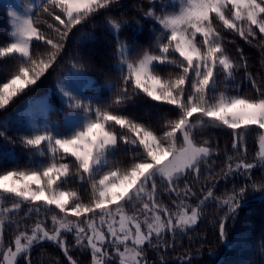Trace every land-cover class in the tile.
Wrapping results in <instances>:
<instances>
[{
	"label": "snow or ice",
	"instance_id": "snow-or-ice-1",
	"mask_svg": "<svg viewBox=\"0 0 264 264\" xmlns=\"http://www.w3.org/2000/svg\"><path fill=\"white\" fill-rule=\"evenodd\" d=\"M115 3L118 0H30L9 9V39L0 44V58H14L17 67L0 81V110L54 67L73 28ZM41 15L48 19L38 21ZM144 15L159 35L154 31V45L135 55L129 45L119 43L116 67L121 80L111 102L101 104L98 97L85 96L87 77L79 70L57 82L67 106L63 128L47 120L46 101L35 102L45 114L43 123H32L27 134L16 139L42 159L30 160L23 170L0 171V242L5 219L22 211V205L37 217L41 209L58 212L51 216V229L39 219L23 229L16 221L18 234L0 249V264H31L30 250L43 241L55 242L70 264H76L64 233H75L76 245L91 250L92 264H148L145 246L167 248L168 234L174 238L195 225L209 199L227 207L219 224L223 237L225 221L236 214L247 187H257L253 183L216 197L212 188L205 192V186L200 203L192 206L188 200L196 193L187 183L181 189L176 181L190 172L199 178L201 161L212 148L207 140L198 144L195 133L207 125L230 129L232 148L242 157L228 163L222 175L238 172L251 180L257 164L247 161L244 133L249 130L259 134L257 163L264 166V89L257 88L253 97L229 95L235 90L228 88L216 94L219 76L231 82L235 71L247 68L242 52V64L226 53L221 33L264 42V0H169L151 5ZM107 23L117 33L126 26L112 18ZM169 67L173 71L165 72ZM141 94L173 106L175 118L153 127L128 114L126 106ZM3 128L0 125V137L11 140ZM121 147L133 153L124 166L113 159ZM77 179L91 188L87 202L77 191L64 188ZM158 180L175 194L174 208L157 199ZM129 208L134 210L131 215Z\"/></svg>",
	"mask_w": 264,
	"mask_h": 264
},
{
	"label": "trees",
	"instance_id": "trees-1",
	"mask_svg": "<svg viewBox=\"0 0 264 264\" xmlns=\"http://www.w3.org/2000/svg\"><path fill=\"white\" fill-rule=\"evenodd\" d=\"M30 0H23L28 4ZM168 0H118L111 6L110 10H101L99 13L88 18L84 23L77 25L69 33L64 42V50L58 58L57 63L49 70L45 76L41 77L35 85L26 89L20 98L22 100L31 95L44 96L51 92L56 78L66 69H73V64L77 69L82 70L92 78L96 86L97 96L101 104L111 102L113 93L120 85L121 73L116 68L118 61L117 50L119 43L129 45L133 55L147 50L154 45L155 35H159L157 26L145 17L144 13L153 4L167 2ZM6 8L0 4V44L6 43L9 39L10 23ZM112 18L116 21L125 22L126 26L121 27L119 33L113 34L107 21ZM38 21L48 19L46 15L36 17ZM42 28L45 26L40 25ZM92 34L95 38H92ZM224 48L226 53L232 58L234 63L242 64L240 54L242 52L247 68L240 67L233 74L231 82H226L224 76L218 77L217 93L229 91V95L240 94L248 97L258 95L256 89H264V42L251 43L240 38L236 33H229L224 30L222 33ZM91 38V39H90ZM38 43V42H37ZM240 51H237V50ZM17 65L12 57L0 58V81H6L10 74L15 71ZM172 68H166L165 72H172ZM255 81V87L250 82L248 75ZM108 85H111L109 88ZM131 87L129 92H131ZM53 107L50 109L51 119H63L67 106L62 104L57 94L51 92L49 95ZM12 106H7L0 110V125L2 116L7 113ZM173 106L160 104L143 96L136 97L126 106L127 113L135 116L140 121L153 127H159L165 120L174 119L175 113L171 111ZM255 128V126H252ZM3 130L11 140L0 137V143L7 144L18 153L16 161H1L0 171L13 169H26L30 160H39L41 157L30 152L18 139V136L26 135V128H13ZM245 147L247 149V161L256 163L257 166L251 170V180L238 172H230L227 176L222 172L227 171V164L241 159L239 153L232 148L233 133L226 127L207 125L195 133L198 144L207 140L212 148L211 155L200 164V176L197 179L193 173H188L186 177L176 181L183 189L187 183L196 193L188 200L192 206L200 203L204 193L201 188H212L216 197H223L231 193L233 189L237 191L245 185L255 183L257 187H247L242 203L247 205L236 211V214L227 222L224 236L220 235L219 224L224 218L227 207H220L218 201L209 199L202 206V212L198 222L190 229L174 238L168 234L166 239L169 246L157 250L155 247L145 246V255L148 264H217L227 250L226 243L231 244V249L222 264H264V200H260L264 195V166H260L257 161L259 157V134L256 131H246ZM132 152H125L123 147L116 152L113 159L121 162V166L130 162ZM229 157L232 160H229ZM74 171V169H73ZM65 189L75 190L84 202H87L91 195L90 186H82L78 179L69 181L64 185ZM157 199L164 204L172 205L175 194H170L164 183L157 181ZM179 203V201H177ZM11 201L5 206H10ZM129 208L128 212L133 213ZM58 210L45 213L41 209L39 217L29 213L28 206L22 205V211L14 216L5 219L3 228V241L0 242V249H6L18 234L16 221L19 228L32 226L36 220H42L51 229V216ZM75 219V218H72ZM69 249V255L76 261V264H92L91 250L77 246L75 243V233H64ZM174 241V242H173ZM191 258L190 262L187 258ZM31 264H70L64 251L53 241H43L32 247L29 253ZM23 264V262H21ZM115 264H119L116 260Z\"/></svg>",
	"mask_w": 264,
	"mask_h": 264
},
{
	"label": "rangeland",
	"instance_id": "rangeland-1",
	"mask_svg": "<svg viewBox=\"0 0 264 264\" xmlns=\"http://www.w3.org/2000/svg\"><path fill=\"white\" fill-rule=\"evenodd\" d=\"M22 2H23V0H0V4H2L6 8L7 12L9 9L15 10L17 8V6L20 5ZM39 2H40V0H36L37 4H39ZM29 3H30V1L28 2V4ZM165 3H169V0ZM25 5H27V4H25ZM168 10L172 11L173 9L169 8ZM157 14H159V13H157ZM110 31L116 35L119 33V32L117 33L116 31H114L112 29H110ZM92 38H95L94 34H92ZM117 64H118V61L116 62V66H117ZM77 70H79V72L83 76L87 77V84L84 87V95L88 96V97H96L97 96V90H96V86L94 85L92 78L89 77L82 70L77 69V68L66 69L65 71H63L56 78L54 87L50 89L51 92L58 95V88H57L58 80H60L62 78H66L67 74H69L70 72H76ZM77 82H79V81H77ZM108 87L110 88L111 85H108ZM51 92H49L48 94H46L44 96L31 95V96H28L25 98H21L22 100L18 101L17 99L20 98V96H22V93L19 94L8 105V106H12V107L7 113H5L2 116L1 125L4 126L5 130H8V129H13V128H26L27 129L28 127L31 126L32 123H43V121L45 119V114H43L39 111V108L37 107V105L35 103V102L43 99L44 101L47 102L48 109H49L48 112L46 113L47 120L50 122L58 123L63 128L65 116L63 119H51L49 117L50 109L53 107V103L49 99V95L51 94ZM58 97L61 101V98L59 95H58ZM17 159H18V153L14 150L13 147H11L7 144L0 143V160L1 161H16ZM128 214L131 215V213H129V212H128ZM109 251L111 253H113V255H114V250L110 249Z\"/></svg>",
	"mask_w": 264,
	"mask_h": 264
},
{
	"label": "water",
	"instance_id": "water-1",
	"mask_svg": "<svg viewBox=\"0 0 264 264\" xmlns=\"http://www.w3.org/2000/svg\"><path fill=\"white\" fill-rule=\"evenodd\" d=\"M260 200H261V201L264 200V195L261 196ZM246 205H247V203H242V204L240 205V207H239L237 210H239V209L245 207ZM230 219H231V218H229V219H227V220L225 221V226H226L227 222H228ZM224 230H225V228H224ZM226 246H227V250H226L225 254L222 256V258L219 260V262H218L217 264H222V263L224 262V260L226 259L227 255H228V253H229V251H230V249H231V244H230V243H226Z\"/></svg>",
	"mask_w": 264,
	"mask_h": 264
}]
</instances>
